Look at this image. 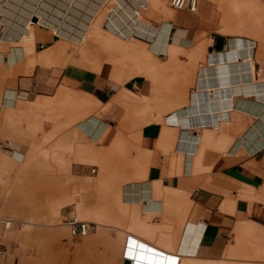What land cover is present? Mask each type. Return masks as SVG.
Wrapping results in <instances>:
<instances>
[{"label": "crops", "instance_id": "obj_1", "mask_svg": "<svg viewBox=\"0 0 264 264\" xmlns=\"http://www.w3.org/2000/svg\"><path fill=\"white\" fill-rule=\"evenodd\" d=\"M121 1L130 12L142 0ZM207 1L198 0L193 12L138 7L157 26L152 48L161 63L170 55L166 65L173 69L164 81L173 88L187 71L175 93L154 91L137 75L117 80L106 62L99 70L83 67L67 48L46 61L45 51L58 38L51 28L36 26L30 9L17 22L0 15V40L13 42L0 50L1 150L18 161L31 151L33 161L47 167L35 175L47 177L52 200L66 195L74 179L82 207L93 211V229L106 226L117 258L116 233L122 232L126 247L130 236L189 264H264V216L257 218L264 213V61L255 58L254 40H248V54L241 44L239 56L223 57L233 37L221 35L222 46L215 47L220 15ZM100 3L47 0L46 17L60 23L65 36L78 34ZM68 4L66 16L55 9ZM125 10L122 18L131 27ZM35 53L43 54L37 59ZM243 55L255 58L253 71L247 62L246 70L228 72L227 63ZM154 98L168 105L148 112Z\"/></svg>", "mask_w": 264, "mask_h": 264}, {"label": "rangeland", "instance_id": "obj_2", "mask_svg": "<svg viewBox=\"0 0 264 264\" xmlns=\"http://www.w3.org/2000/svg\"><path fill=\"white\" fill-rule=\"evenodd\" d=\"M110 1L113 2V0ZM207 2L220 15L217 34L233 37V39L254 40L257 43L255 58L264 61V0H208ZM165 5L169 7L168 0H165ZM245 5L257 7L255 13L259 17L249 13L245 9ZM5 6L10 11L6 10ZM26 9H30V13L34 14L33 19L36 26L47 27V0H11L5 4L0 2V15L5 14L9 17V21L17 22L19 16ZM12 12L13 14H11ZM248 13L252 16L249 17V20H246L245 15ZM243 16L246 20L244 21V30L240 26ZM0 19H2V16H0ZM149 24L150 32L145 38L143 55L139 57L137 63L133 59H129L128 61L119 62L117 66L111 65V75L120 81L135 75L145 77L154 85V91H158L160 88L166 87L167 81H164V75L171 73L173 68L170 67L169 70L160 72L153 70L155 67H163L169 63L170 55H168L167 63H161L162 60L157 55L147 50L151 33L157 27H154L150 22ZM50 28L55 34V30L52 27ZM69 35L83 37L81 30L78 34L71 33ZM70 36H65L58 30L55 45L45 51L47 54L45 60L49 61L53 54L64 52L67 48L69 51L76 53L77 58L72 60L88 68L87 63L90 61L83 58L76 43L71 41ZM31 39V33L27 34L25 44L31 42ZM61 44L67 45H64V48L61 49ZM9 46H13L12 41L3 43L0 40V50ZM24 52L27 54L28 50L26 49ZM41 54L35 53L36 58L40 59ZM103 57L105 58V56ZM104 62V59H102V63L100 62L90 69L99 70ZM119 66L124 68L127 73L121 71ZM8 70L12 69L9 68ZM185 72L187 71L185 70ZM1 93L0 90V98ZM164 105H167L164 101L159 102L158 98H154L153 107L148 112ZM12 112L11 108L5 110V118L11 123L13 120ZM45 172H47V167L43 163L33 161L31 151L26 154L23 161H18L7 151H2L0 147V215L14 220L12 227L5 233V242L8 247L13 249L16 256L8 264H122L123 262L129 264H189L173 257H164L159 250L149 246L143 240L133 239L130 236L128 244L132 247H126L127 234L122 232L116 233L119 249V257L117 258L113 256L114 246L113 242L108 241L106 226L101 228L100 225H97L95 229L90 230L86 235H71L68 226L63 221L65 210L72 206L74 215L78 219L89 221L93 219V211H88L82 207V194L74 186V179L69 181L70 191L66 195L64 194L62 198L52 200L51 194L47 193V177L35 175L36 173ZM110 196L115 197V194L111 193ZM116 196L118 195L116 194ZM76 202H78V205H76ZM261 205L264 211V203L262 202ZM81 209L85 211V214L81 213ZM261 214L257 218L262 220L264 213ZM10 232H12V235ZM262 242L260 241V244H263ZM242 257L251 258L246 253ZM260 259L264 261V255Z\"/></svg>", "mask_w": 264, "mask_h": 264}, {"label": "bare ground", "instance_id": "obj_3", "mask_svg": "<svg viewBox=\"0 0 264 264\" xmlns=\"http://www.w3.org/2000/svg\"><path fill=\"white\" fill-rule=\"evenodd\" d=\"M10 1L11 0H0V2L3 4H5L6 2H10ZM164 2H165V0H142V1L138 2L137 7L136 6L133 8L131 7L130 12H128L127 10L124 9L123 2L121 0H113V2H111L110 0H101L100 5H98V7L100 6V8L96 9V11L94 10L95 11L94 15H92L89 18V20H87L85 18L84 21L82 22L81 32L83 34V37L80 38L76 35H74V36L68 35V36H70V38L72 39L71 40L72 42L76 43L79 52L83 55V58L87 61H90L89 63H87L88 68H93L96 65H98L100 62L102 63V59H104V61L106 63H109L111 65H116V66L119 62L128 61L129 59H133L135 61V63H137V60L139 59V57H141L144 53L143 50H144V45H145V38L148 35V33L150 32V24L148 21H146L145 19H143L140 16L139 11H138V7L140 5L150 4V5H153L154 7L162 10L165 8ZM75 3L77 5V2H75ZM131 3H132V0H131ZM131 3H130V5H131ZM80 4H82V3H80ZM80 4H78V5H80ZM132 4H134V2ZM94 5H96V4H94ZM82 6L83 5H81V7ZM70 7H71V4H68L65 11H62L59 7L55 8V9L58 10L57 12L61 11L62 15L66 16L68 14ZM118 8H120V10ZM5 9L10 11V9H8L7 6H5ZM245 9H247L248 12L251 13L252 15H254L255 17H257V16L259 17V15L255 13L257 7L255 8L254 5H249V6L245 5ZM121 10H125V12H127V15L129 16L130 20L132 21L131 27L126 25L124 19L122 18L123 16L121 15ZM43 13H45V12H43ZM249 13L247 15H245L246 20H249V17L252 16ZM242 15H244V14H242ZM246 20H244V16H243V19L241 20V23H240L242 30L245 29L244 28L245 27L244 21H246ZM238 24H239V22H238ZM47 26L52 27L55 30V35H57L58 30H60L62 27L60 25V23L55 24L53 22H49L48 20H47ZM156 31H157V27L153 29V31L151 33V37L148 40V44H147V50L150 53L155 54V55H157V54L154 52V48H152V46H153L152 40L155 36ZM163 33H164L163 31H160L158 36L162 35ZM243 40H245V39H241V38H234L233 39V44H232L231 50H229L230 52L228 54L225 53L223 55V57L226 58L227 61L230 57H234V56L237 57L240 55L241 44L244 46V50L247 52V54L249 53V44L250 43L248 44V40H245V43H242ZM25 43H26V41H25ZM198 46H201V45H198ZM198 50L199 49L196 48L194 51L197 52ZM155 51H156V49H155ZM103 56H105V58ZM242 58H243L242 61H236L233 65H231L232 63L231 64L227 63L226 68L229 69L228 72H231V68H234V70L235 69L246 70L247 66H245V64H247V62H249L250 69L253 71L254 59L250 55H248V56L243 55ZM119 68L121 69V71L127 73V71L124 68H122L120 66H119ZM11 69H13V68H11ZM169 69H170V66L166 65L165 67L164 66L163 67L162 66L155 67V69H153V70H157L160 72V71H164V70L167 71ZM184 76H186V72H185V70H181L179 83L177 85H174L173 88L172 87L170 88L171 82H167L166 87L170 88L171 92H173V93L179 91L181 89L183 83H184V81H183ZM1 78H2V76H1ZM172 89H173V91H172ZM158 101L161 102L164 100L158 98ZM169 105H170V103H169ZM86 122H87V120H86ZM94 122L96 123V121H94ZM88 123H91V122H88ZM254 133L257 134L256 132H254ZM257 136H258V134H257ZM246 140H249V137H247ZM262 141H263V139L261 138L260 142H262ZM249 150H252V148H249ZM76 205H78V202H76ZM81 213L85 214V211L83 209H81ZM86 221H88V220H86ZM10 233L12 235V232H10ZM121 262H123V261H121ZM122 264H129V263L123 262Z\"/></svg>", "mask_w": 264, "mask_h": 264}, {"label": "built area", "instance_id": "obj_4", "mask_svg": "<svg viewBox=\"0 0 264 264\" xmlns=\"http://www.w3.org/2000/svg\"><path fill=\"white\" fill-rule=\"evenodd\" d=\"M168 5L173 10H186L193 12L197 10L198 0H168ZM4 31L5 28L1 26L0 38L4 34ZM92 170L94 169L92 168ZM63 221L68 226L69 233L73 236L86 235L93 229L91 222L78 219L71 208L65 210ZM13 223L14 220L10 217L0 215V264L11 263L16 257L13 249L8 247L5 242V232L12 227Z\"/></svg>", "mask_w": 264, "mask_h": 264}, {"label": "water", "instance_id": "obj_5", "mask_svg": "<svg viewBox=\"0 0 264 264\" xmlns=\"http://www.w3.org/2000/svg\"><path fill=\"white\" fill-rule=\"evenodd\" d=\"M223 37L221 36H218L216 39H215V47L220 49L221 46H222V43H223ZM126 262H128V260H126Z\"/></svg>", "mask_w": 264, "mask_h": 264}]
</instances>
